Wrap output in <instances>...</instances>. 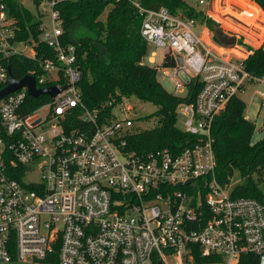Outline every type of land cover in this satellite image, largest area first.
Wrapping results in <instances>:
<instances>
[{
    "label": "built area",
    "instance_id": "2783aa9c",
    "mask_svg": "<svg viewBox=\"0 0 264 264\" xmlns=\"http://www.w3.org/2000/svg\"><path fill=\"white\" fill-rule=\"evenodd\" d=\"M32 1L38 39H19L0 0V90L16 55L34 61L26 75L37 88L61 90L35 97L25 85L0 98V264H197V254L218 255L211 264L255 254L264 264V197H236L231 180L220 181L212 132L229 102L264 76L251 73L246 58L214 51L195 19L128 0L143 17L144 62L162 70L173 94L193 79L201 86L177 108L195 142L179 153H138L125 98L95 108L82 99L83 70L76 46L62 41L58 8L76 0ZM41 43L54 56H39ZM165 60L174 66L162 67ZM29 98L40 104L29 109Z\"/></svg>",
    "mask_w": 264,
    "mask_h": 264
},
{
    "label": "trees",
    "instance_id": "16d2710c",
    "mask_svg": "<svg viewBox=\"0 0 264 264\" xmlns=\"http://www.w3.org/2000/svg\"><path fill=\"white\" fill-rule=\"evenodd\" d=\"M39 3L40 0H35ZM263 8L264 0H255ZM11 15L17 21L19 39L39 36V19L22 0H5ZM108 10L106 19L100 17ZM148 8L167 7L173 13L191 18L201 17L210 30L222 32L220 24L205 16L185 0H143ZM64 21L62 41L76 46L83 77L79 83L83 101L90 108L99 107L108 100L121 101L132 95L150 101L157 110L146 119L157 117L158 126L139 131L129 138L130 148L147 153L169 148L175 153L191 146L196 138L177 126V108L183 102L195 100L200 84L193 79L185 95L169 92L158 80V68L144 62L149 47L141 34L142 15L128 0H76L58 5ZM257 40L260 38L257 37ZM223 44V43H222ZM249 48L246 58L248 70L256 76H264V48ZM39 56L52 57L54 51L46 43L38 47ZM11 68L16 77H22L34 67V61L23 55L11 58ZM174 66L165 60L162 67ZM30 108L40 99L29 98ZM246 103L234 97L213 123L214 147L217 157V175L220 181L230 182L235 170L240 171L243 181L233 189L236 197H264V138L252 144L255 125L245 115ZM107 113L111 109H106ZM218 255H196L197 264L219 261ZM238 264H259L255 254H243Z\"/></svg>",
    "mask_w": 264,
    "mask_h": 264
},
{
    "label": "rangeland",
    "instance_id": "374dc122",
    "mask_svg": "<svg viewBox=\"0 0 264 264\" xmlns=\"http://www.w3.org/2000/svg\"><path fill=\"white\" fill-rule=\"evenodd\" d=\"M185 1L195 9L202 10V13L205 16L213 18L218 22L222 29V33L229 37L235 36L237 38V41L231 45L222 44L215 39V31L210 30L206 22L202 21L201 17L194 18L197 22L194 29L198 34H203L204 28L202 24L207 26L211 31V40L215 46L219 48V50H215L217 53L225 54V52H230L231 54H235L236 52H240L245 54V56L241 54L238 56L247 58L249 54V46L252 48H264V13L262 12L263 8L261 5L255 0H204V3H201L202 0ZM22 2L30 10L36 11V5L32 0H22ZM111 7V4L107 6L105 13L100 17L102 20L106 19L107 12ZM217 31L220 30L217 29ZM257 37L260 39L257 40ZM159 62H162L161 52L159 54ZM181 77L186 79V76L183 73L181 74ZM157 78L169 92L175 91L174 84L169 78L164 76L162 70L158 72ZM186 91L187 90L183 88V93L180 95H185ZM263 91L264 83L259 82L250 84L245 92L239 94V97L246 103L245 115L255 125L252 144H255L264 138ZM125 105L133 108V110H131V115L135 119L137 130H149L159 125V118H145L157 110V106L154 103L141 100L137 96L132 95L129 98H125ZM118 115L120 117L124 116V114ZM185 120L186 117L183 114H178L177 126L181 130L185 129ZM261 177V180H263V175ZM242 182L244 181L240 171L235 170L231 177V188L234 189Z\"/></svg>",
    "mask_w": 264,
    "mask_h": 264
},
{
    "label": "water",
    "instance_id": "95a60500",
    "mask_svg": "<svg viewBox=\"0 0 264 264\" xmlns=\"http://www.w3.org/2000/svg\"><path fill=\"white\" fill-rule=\"evenodd\" d=\"M216 35L220 39V41L225 45H231L232 43L237 41V38L235 36L229 37L220 31L216 32ZM10 76H11V82L7 87L0 90V98H2L4 95L8 94L9 92L14 91L15 89L22 88L25 85L28 86L29 93L35 97H38L41 94H48V95L54 97L61 90L57 86L39 89L36 87L34 77L30 76V75H26L21 79H17V78H15L14 74L10 71Z\"/></svg>",
    "mask_w": 264,
    "mask_h": 264
},
{
    "label": "crops",
    "instance_id": "0c3cea01",
    "mask_svg": "<svg viewBox=\"0 0 264 264\" xmlns=\"http://www.w3.org/2000/svg\"><path fill=\"white\" fill-rule=\"evenodd\" d=\"M209 10V9H208ZM203 25V28H204V30H203V34H202V36H203V38H204V40H205V42L209 45V46H211L213 49H214V51L217 49V50H219V48H217V46H215V44L212 42V40H211V37H210V30L207 28V26H205L204 24H202ZM217 52V51H216ZM219 53V52H218ZM237 53V54H236ZM235 54H231L230 52H225V55H227V56H238L239 54H241V55H244L245 56V54H243V53H240V52H236ZM238 57H240V56H238ZM146 64H148V63H146ZM148 65H150V64H148ZM150 66H152V65H150ZM247 117V116H246Z\"/></svg>",
    "mask_w": 264,
    "mask_h": 264
}]
</instances>
